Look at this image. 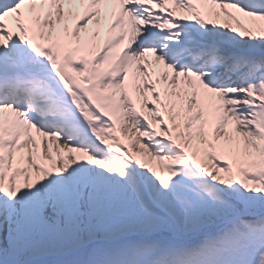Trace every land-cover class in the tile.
Returning a JSON list of instances; mask_svg holds the SVG:
<instances>
[{
	"label": "snow or ice",
	"instance_id": "obj_1",
	"mask_svg": "<svg viewBox=\"0 0 264 264\" xmlns=\"http://www.w3.org/2000/svg\"><path fill=\"white\" fill-rule=\"evenodd\" d=\"M0 264H264V0H0Z\"/></svg>",
	"mask_w": 264,
	"mask_h": 264
}]
</instances>
